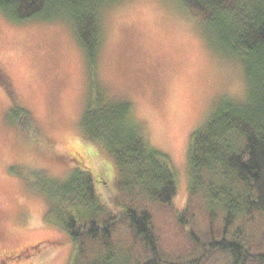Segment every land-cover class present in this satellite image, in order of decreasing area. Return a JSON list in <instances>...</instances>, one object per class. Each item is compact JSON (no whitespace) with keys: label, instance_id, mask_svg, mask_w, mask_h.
Segmentation results:
<instances>
[{"label":"rangeland","instance_id":"obj_1","mask_svg":"<svg viewBox=\"0 0 264 264\" xmlns=\"http://www.w3.org/2000/svg\"><path fill=\"white\" fill-rule=\"evenodd\" d=\"M200 22L175 1L113 3L101 14L92 69L71 24L15 22L0 11V264L70 263L73 243L48 198L78 172L92 174L109 211L122 210L113 160L81 132L99 92L106 101L130 103L149 144L168 156L178 192L171 209L155 205L151 212L166 257L192 252L175 219L189 203L191 137L216 102L246 95L241 64L213 49ZM201 204L193 206L203 233ZM122 232L117 240L126 239Z\"/></svg>","mask_w":264,"mask_h":264},{"label":"trees","instance_id":"obj_2","mask_svg":"<svg viewBox=\"0 0 264 264\" xmlns=\"http://www.w3.org/2000/svg\"><path fill=\"white\" fill-rule=\"evenodd\" d=\"M120 1L0 0V11L15 22L71 24L93 69L102 11ZM168 1L199 17L209 44L238 61L246 81V95L216 102L191 137L189 203L175 219L192 252L167 258L151 212L155 205L171 209L178 192L168 156L149 144L130 103L106 101L99 92L82 115L81 132L113 160L122 210L100 203L87 171L49 195L52 215L74 246L69 264H264V0ZM20 108L14 109L26 114ZM198 199L207 213L203 233L195 222ZM120 229L124 240L116 239Z\"/></svg>","mask_w":264,"mask_h":264},{"label":"flooded vegetation","instance_id":"obj_3","mask_svg":"<svg viewBox=\"0 0 264 264\" xmlns=\"http://www.w3.org/2000/svg\"><path fill=\"white\" fill-rule=\"evenodd\" d=\"M17 257H19V256H17ZM4 260V259H3ZM5 261V260H4Z\"/></svg>","mask_w":264,"mask_h":264}]
</instances>
